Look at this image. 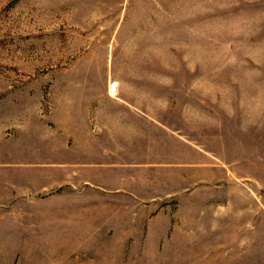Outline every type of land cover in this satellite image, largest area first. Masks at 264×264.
Wrapping results in <instances>:
<instances>
[{"label":"crops","instance_id":"crops-1","mask_svg":"<svg viewBox=\"0 0 264 264\" xmlns=\"http://www.w3.org/2000/svg\"><path fill=\"white\" fill-rule=\"evenodd\" d=\"M155 77L146 81L161 83L106 74L81 104L52 112L50 125L3 142L0 257L19 255L14 241L33 264L264 256V137L249 146L224 134L212 112L203 121L206 106H188Z\"/></svg>","mask_w":264,"mask_h":264},{"label":"rangeland","instance_id":"rangeland-1","mask_svg":"<svg viewBox=\"0 0 264 264\" xmlns=\"http://www.w3.org/2000/svg\"><path fill=\"white\" fill-rule=\"evenodd\" d=\"M112 73L164 75L188 106H206L204 122L212 112L253 146L264 137V0H0V152ZM10 243L19 255L0 264H33L25 242Z\"/></svg>","mask_w":264,"mask_h":264},{"label":"bare ground","instance_id":"bare-ground-1","mask_svg":"<svg viewBox=\"0 0 264 264\" xmlns=\"http://www.w3.org/2000/svg\"><path fill=\"white\" fill-rule=\"evenodd\" d=\"M114 82V81H113ZM112 84V83H111ZM112 92H114L115 91V84L112 86V90H111Z\"/></svg>","mask_w":264,"mask_h":264}]
</instances>
